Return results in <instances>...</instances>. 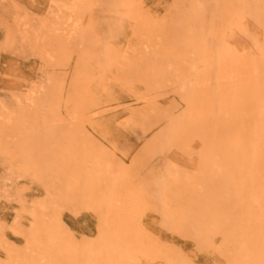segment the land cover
Returning a JSON list of instances; mask_svg holds the SVG:
<instances>
[{"label": "bare ground", "instance_id": "1", "mask_svg": "<svg viewBox=\"0 0 264 264\" xmlns=\"http://www.w3.org/2000/svg\"><path fill=\"white\" fill-rule=\"evenodd\" d=\"M232 8L264 28V0H66L44 18L5 23L0 47L38 57L45 76L38 96L0 100V196H17L29 216L22 225L13 210L7 227L21 246L0 223V264H195L158 236L150 211L213 264H264V41L226 31ZM87 10L133 22L121 50L100 53L122 81L141 84L131 93L144 101L127 106L122 126L141 135L129 157L66 96L65 64L89 46ZM83 210L96 216L92 236L64 219Z\"/></svg>", "mask_w": 264, "mask_h": 264}, {"label": "rangeland", "instance_id": "2", "mask_svg": "<svg viewBox=\"0 0 264 264\" xmlns=\"http://www.w3.org/2000/svg\"><path fill=\"white\" fill-rule=\"evenodd\" d=\"M56 1L57 0H55L54 2L51 0H0V25L2 24L0 26V41L3 40L4 37L3 34L6 25L5 23H23L29 20H36L37 18L41 19L42 16L44 18L45 15L49 16L53 12L52 9L55 6L60 5V1L62 3L66 0H58V4H56ZM159 1L161 3H166V1L168 0ZM213 1L217 3V0ZM48 11L51 13L48 14ZM96 11L97 10L91 12L90 10H87V13H85V15L83 16L84 26L90 27H88L89 29H87L88 32H90L86 39V43L89 44L88 48L80 49L83 52H81L80 50L79 52L77 51L76 54L70 59L69 63L66 62L68 63V66L65 64L64 70L66 71L64 73V80L66 81H64V85L65 91L67 93L66 96L70 99V101L72 99L73 103L77 102L75 103L76 107L79 108V111H81L84 116L86 115L85 117H83L86 121L85 123L98 139H101L102 142L108 144V146H110L112 149L114 148V150L119 152L122 156L129 157L130 154H132V152L137 149V142H140L139 137H141V135L139 132L135 133V131L133 132L134 134H131L126 128L123 127L124 124H126V116L128 115L131 105H133L131 107L132 109L134 105L139 106L144 101L134 96V94L137 93V91L135 90L141 89V84L127 78L125 80H128V83L126 81H122L123 79L119 78L116 75L117 72H115L116 68L114 66V63H111L108 59H104L103 55H101L100 53L109 49L114 51L121 50L126 43L128 36L130 35V30H132L133 22L132 20L129 21L130 18L125 13ZM222 17L225 24V29L226 31H229L228 33L232 34L231 36L239 35L242 38H245V40H252L253 38H255L256 40H260L262 42L264 41V28L260 27L249 18H246L245 15H243L241 12L236 11L235 8L228 10V12L224 13ZM17 19L20 21H18ZM130 22L131 24H129ZM250 35L254 37H251V39L249 37ZM100 40L101 46L99 42ZM1 48L2 47H0V100H7L8 98L11 99L13 98V96L14 98L22 97L23 95L25 96V94L32 95L34 93L36 96H38L40 93H42L43 89L38 92V90H40L41 88H38L39 81H42L45 76V67H42L43 64L41 60H39L38 57L27 54L23 51L11 52L7 51L8 48ZM94 48L99 55L94 51ZM230 48L235 53L240 52L239 46H236L235 44L231 45ZM22 52L25 55L21 54ZM98 57L101 58V61H99ZM102 58L104 59V62L108 61V67L106 63H102ZM87 60H89V62ZM118 78L121 80L118 81ZM31 85L34 89L31 87ZM34 86H36L37 88H35ZM128 87L130 88L129 90ZM29 90H32V92L34 93ZM131 92L134 94H132ZM94 97L97 99H95ZM94 111L98 114H96ZM92 113L93 116H96L93 117ZM90 116H92V118H90ZM1 172L2 167L0 165V177ZM27 191L29 192V194H31L34 191V187L27 186ZM11 196L13 197V195ZM0 197L5 198L3 200H6L3 201L2 198H0V223L6 227V232L8 233L9 239L12 244H15L14 246H21L23 244V238L18 234L13 235L14 233H11L10 230L7 229V227L9 228V226L11 225L10 223L15 220V216L19 215L17 213H20L17 218H19V223L22 225L28 224L29 216L26 213L23 214L24 210L22 212L20 211L22 210L23 206L21 203H19V198L17 196H14L12 198L10 196L7 197V195H1ZM8 200H10V202H8ZM14 201L15 203H13ZM13 210H16L17 215ZM149 217L150 219L153 218L155 220H151L153 222L152 227L154 228L158 236L167 238V240L170 241L171 244L176 245V247L180 249L187 257H191L190 259H192L195 264L214 263V257L203 252L200 249V251L196 250V246L193 241L182 239L181 237L178 238L173 233L171 234L169 233V231H165V228H161L163 226H160V224L162 223H160V220L158 221L160 217L156 213L150 211ZM64 219L72 232L76 233V235L79 237L83 235L92 236L95 231L96 226L94 224H96V216L89 210H83L80 213H72L67 211L64 213ZM157 222H159V226L157 225ZM196 251L199 253H197ZM193 252L194 256H192ZM4 255L5 253L3 249L0 248V257L4 258Z\"/></svg>", "mask_w": 264, "mask_h": 264}]
</instances>
